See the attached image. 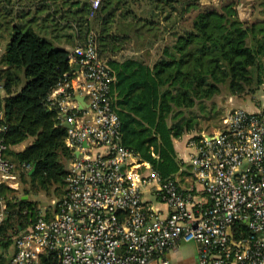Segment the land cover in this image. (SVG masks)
Segmentation results:
<instances>
[{
	"label": "trees",
	"instance_id": "16d2710c",
	"mask_svg": "<svg viewBox=\"0 0 264 264\" xmlns=\"http://www.w3.org/2000/svg\"><path fill=\"white\" fill-rule=\"evenodd\" d=\"M241 2L222 0L217 6L203 0H103L91 16L89 0H0V13L12 23L1 55L5 93L0 104L8 125L4 142L17 168L30 165L20 173L21 184L30 186L25 194L66 195L72 152L67 128L47 99L63 75L73 71L70 49L92 32L116 78L113 108L121 121L123 145L151 162L163 178H174L184 165L175 142L201 134L195 133L197 117L185 111L214 98L222 85L234 95H255L264 84V0L249 1L252 12L261 10L256 19L240 16ZM192 14L190 29L174 31L175 40L163 46L156 60L118 58L134 42L149 50L172 23ZM56 33L70 49L46 38ZM25 142L24 149H14ZM3 190L8 213L0 227V264H10V247L30 230L40 210L15 189ZM42 264H59L58 254L45 253Z\"/></svg>",
	"mask_w": 264,
	"mask_h": 264
},
{
	"label": "built area",
	"instance_id": "2783aa9c",
	"mask_svg": "<svg viewBox=\"0 0 264 264\" xmlns=\"http://www.w3.org/2000/svg\"><path fill=\"white\" fill-rule=\"evenodd\" d=\"M102 1L89 0L91 16ZM69 63L72 73L47 99L69 125L66 195L15 239L10 264H42L52 252L59 264H148L179 240L198 243L199 264H264V102L234 108L215 132L186 139L181 160L189 169L163 178L122 143L116 78L95 32L70 49ZM4 93L0 78V99ZM7 131L0 104V227L8 213L3 189H19L30 168L7 156Z\"/></svg>",
	"mask_w": 264,
	"mask_h": 264
},
{
	"label": "rangeland",
	"instance_id": "374dc122",
	"mask_svg": "<svg viewBox=\"0 0 264 264\" xmlns=\"http://www.w3.org/2000/svg\"><path fill=\"white\" fill-rule=\"evenodd\" d=\"M250 0H242V2L239 4V13L240 16L243 18L248 19H256L259 15L258 13H261V10H254L252 12V5L249 4ZM222 2V0H203V3L206 4H213V5H219ZM194 14L191 16L185 15V19L181 20L180 22L172 23L173 26L169 29H166L163 34L160 35L157 44L152 46L149 50L143 49L144 51H140L138 46L133 43V45L130 47H127L128 49L124 50L118 55L119 59H124L126 57H147L149 60L154 61L161 55V51L163 46L165 45H171L173 41L175 40V36L173 35V32L176 31L177 33H184L186 30L190 29V25L192 22ZM9 18L5 17L0 13V55H3L6 51V45L10 40V33H11V22H8ZM167 23V22H166ZM14 24V23H13ZM63 32V31H62ZM44 36V35H43ZM59 34L57 33L54 36L47 35L46 38L56 42V45L63 48H71V45H69L66 40H59ZM73 48V47H72ZM103 58L105 60H108L107 57L104 56ZM264 84L263 86H260L257 88L255 95L251 94H244V95H234L232 92L228 89L227 85H222L221 92L216 95L214 98L210 100H205L203 103L198 104L195 108L192 110H186V114L188 116H196L199 122V125L197 126L195 133H213L216 130H218L221 127V123L223 121V118L226 116L228 112H230L234 108H244L249 111L256 110L258 108V104L264 102L263 99V93H264ZM194 134V133H193ZM187 138H182L176 142L177 145V152L180 159L186 158L187 149H186V140ZM29 142H25L21 145L16 146L15 150H22L24 149ZM186 161V160H183ZM185 167L189 169V164H184ZM188 177L189 176L188 172ZM192 181V180H191ZM182 182V181H181ZM189 183V182H188ZM26 189H30L29 184H20L19 189L16 190L17 196H28V199L31 201H34L37 203V209L40 210V213L42 211H46L53 200L59 199L57 196L48 195L44 192H40L38 194L29 193L28 195L25 194ZM23 196V197H24ZM10 250H14V246L12 245L10 247Z\"/></svg>",
	"mask_w": 264,
	"mask_h": 264
},
{
	"label": "crops",
	"instance_id": "0c3cea01",
	"mask_svg": "<svg viewBox=\"0 0 264 264\" xmlns=\"http://www.w3.org/2000/svg\"><path fill=\"white\" fill-rule=\"evenodd\" d=\"M148 48L150 49V47ZM143 49L145 48L139 50L143 52ZM176 142H178V140ZM159 208L163 211L166 210L164 204H160ZM12 252H14V250ZM164 261L168 264H199V245L195 241L188 242L179 240L164 254L155 257L148 264H162Z\"/></svg>",
	"mask_w": 264,
	"mask_h": 264
},
{
	"label": "water",
	"instance_id": "95a60500",
	"mask_svg": "<svg viewBox=\"0 0 264 264\" xmlns=\"http://www.w3.org/2000/svg\"><path fill=\"white\" fill-rule=\"evenodd\" d=\"M254 19H255V18H254ZM65 126H66V127H69L68 124H65ZM33 170H34V169H33ZM33 170H32V171H33ZM23 198H24V199H28V196H24Z\"/></svg>",
	"mask_w": 264,
	"mask_h": 264
}]
</instances>
